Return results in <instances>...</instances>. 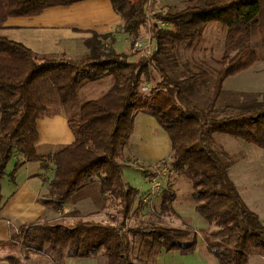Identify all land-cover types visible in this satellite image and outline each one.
Here are the masks:
<instances>
[{
    "label": "trees",
    "instance_id": "1",
    "mask_svg": "<svg viewBox=\"0 0 264 264\" xmlns=\"http://www.w3.org/2000/svg\"><path fill=\"white\" fill-rule=\"evenodd\" d=\"M77 1L81 0H0V30L9 17L34 16L49 7ZM111 1L121 15V31L133 38L132 43L150 25L155 49L149 57L130 60L127 52L113 46V33L93 32L85 42L88 53L74 60L37 54L0 32V211L2 179L8 175L14 180L24 163L38 161L43 169L53 166L49 184L55 200H46V205L60 209L101 173V197L119 199L118 212L127 219L139 189L124 179V169L153 173L152 166L128 153L135 116L146 112L157 118L172 141L171 154L155 166L189 176L195 210L208 224L199 231L209 251L220 264H246L250 255L264 254V224L230 177L228 153L213 137L214 133L227 134L264 149L263 94L245 93L238 106L219 105L225 80L258 62L259 52L250 43L229 55L221 63L210 97L208 89L199 85L206 75V60L182 59L180 54L200 41L205 26L211 23L220 24L227 34L259 33L264 43V0H184L180 6L154 12V18L164 26L150 23L149 6L155 0ZM153 72L161 76L159 82L143 91V84L153 80ZM106 78L111 83L103 94L81 100L80 91L90 82ZM203 91L208 98L200 106ZM61 104L66 106L75 141L53 154H39L37 121L53 114L54 107ZM13 158L16 163L8 174L7 165ZM177 197L173 185L168 184L153 212L160 217L182 218L174 207ZM143 208L140 199L136 210ZM74 213L80 215L77 210ZM150 227L142 235L139 258L144 264L153 261L161 249L192 254L197 247L196 230ZM138 233L80 217L72 226L51 221L31 223L12 240L28 254L50 253L57 264H64L67 257H97L102 250L106 264H136L131 257L130 234ZM10 262L20 263L14 258Z\"/></svg>",
    "mask_w": 264,
    "mask_h": 264
},
{
    "label": "crops",
    "instance_id": "2",
    "mask_svg": "<svg viewBox=\"0 0 264 264\" xmlns=\"http://www.w3.org/2000/svg\"><path fill=\"white\" fill-rule=\"evenodd\" d=\"M165 4L174 5V3ZM122 22L121 15L114 9L111 0H81L68 5L49 7L34 16L9 17L4 22L0 32L6 37L25 44L37 54H51L75 60L81 59L88 53L89 50L85 42L93 32L113 33L115 38L113 46L120 51L118 47L120 38L124 37L125 40L129 38L127 33L121 31ZM125 52L127 51L125 50ZM105 80L110 81L109 78ZM65 107L64 104L57 105L53 114L46 115L37 121L39 132L37 147L44 151L43 155L53 154L61 147L75 141V135ZM221 134L214 133V140L228 153L229 161L231 160L230 163L233 165L232 168L236 171L241 162L245 161L248 153L255 151L250 146L254 144L241 139L245 143H236L237 146H230L229 148L230 138H226ZM239 139L237 142H239ZM171 150V138L157 118L146 112L137 113L128 145L129 154L138 162L153 168L156 162L168 158ZM250 155L251 153L248 158ZM11 163L8 174L14 169L16 163L14 158ZM30 163H36L33 170L28 169ZM52 175V164L47 169H43L41 162L28 161L18 170L14 180L8 175L2 179L0 248L6 246L3 243L11 241L12 237L19 233L22 227L31 223L45 222L51 218L55 220L56 216L62 212L69 213L77 210L79 214H82L86 210L88 214H91L105 207V201L108 200V197L103 196L101 201L88 200L80 204L78 206L80 208L73 209V211H67L64 202L61 208L57 209V215L54 214L53 207L45 204L46 200H55L49 184ZM142 176H144V173ZM235 184L237 186V183ZM145 186L147 185L143 181L141 188H138L139 198H142L150 188L145 190ZM242 187L245 193H241L237 186L243 199L259 215L264 224V180L259 195H257L256 190L251 189L250 184L242 183ZM5 194L7 197H5ZM175 210L181 215L176 207ZM101 212L105 214L104 210ZM203 228H208L206 222ZM198 242V246L192 254H182L178 250L166 251L161 249L152 264H162L161 260H166L165 257L172 258V263L169 260V264H184L188 259H194L193 263L199 264H220L217 257L209 251L205 240H199ZM9 257L11 256L2 253L0 250V264H10L8 262ZM29 260V257H23L20 264H27ZM246 264H264V254L257 252L250 255Z\"/></svg>",
    "mask_w": 264,
    "mask_h": 264
},
{
    "label": "rangeland",
    "instance_id": "3",
    "mask_svg": "<svg viewBox=\"0 0 264 264\" xmlns=\"http://www.w3.org/2000/svg\"><path fill=\"white\" fill-rule=\"evenodd\" d=\"M184 0H155L152 1V4L149 6V16L150 23L157 22V19L154 18V12H158L160 10H166L168 6H180ZM165 3H174L165 4ZM150 27V25H149ZM149 27H145L143 29V34L138 37H146L149 36L148 29ZM136 37V38H138ZM135 38V39H136ZM132 39L130 36L126 38H120L118 47L121 52L127 51L130 55V60H138L141 58L138 51L134 49V42L132 43ZM135 39L133 41H135ZM253 43L255 48L259 52L260 60L256 62L250 68L241 71L238 74L229 76L224 82V91L220 98L219 105L223 104H231L238 106L244 100L243 97L245 93L248 94H256L260 93L264 95V43L262 42L259 33H242L240 35H232L227 34V30L223 29L218 23H211L205 26L203 31V38L200 39L196 44H194L190 49L184 51L180 50V54L184 55L182 59L190 58L195 61L205 59L204 72L205 76L202 80L199 81V85L201 87H205L209 91V97L213 93L214 83L216 80V76L218 71L220 70L221 63L231 54L235 53L237 50L241 49L245 44ZM178 47H184L183 45H178ZM58 59H69L67 57L56 56ZM80 60V59H75ZM161 76L157 72H153V80L150 82H145L143 84L142 90L148 91L150 88L155 87L159 82ZM110 81L102 80L96 82H90L82 91L81 100L85 99H93L95 96L103 94L107 87L109 86ZM200 106H203L204 101L208 98V93L205 91L200 94ZM262 99V95L260 96ZM243 100V101H242ZM81 101V102H82ZM56 107V106H55ZM54 107V108H55ZM226 138H230L229 148L230 146H237L236 143H245L238 138L225 135ZM253 148V151H250L248 155H251L248 158V155L245 161H242L239 165L238 170H234L232 168V164L229 161L230 157L228 155V160H226L227 167L229 169L230 177L237 183L239 190L241 193H245L244 188L242 187V183L250 184L252 190L257 191V195L261 194L262 182L264 180V150L255 146L250 145ZM38 153L42 154L44 151L38 148ZM129 153V151H128ZM12 160L7 165V172L10 171ZM131 164L134 166L135 161H132ZM36 163H30L28 169H34ZM137 167V166H136ZM166 168V167H165ZM152 168V170H155ZM189 169L193 170V167H189ZM144 173V176L142 174ZM150 172H144L141 168L134 167H126L124 169V179L129 182L131 185L141 188V184L144 181L145 190L150 187L146 175ZM171 173V174H170ZM144 177V178H143ZM162 185L156 195L152 198L150 202H144V208L141 211H137L136 207L139 204L140 199L143 200L144 197H137L134 208L130 213L129 217L123 218L122 214L118 212L120 207L119 199L115 198L112 195L107 196L108 200H106L105 207L100 210L95 211L94 213L88 214V211H83L84 213L80 214L81 218L84 219H92L100 222H109L114 226L123 227V229H134L139 233L135 236L130 234L131 238V257L134 263L136 264H144V260L140 259L141 251H142V235L151 229L152 225H164L170 227H178V228H190L191 230H196L198 233V241H202L204 239V234L199 230L205 227V222L207 221L195 210L194 202L192 199V183L187 174H177L171 171L169 168H166V174L162 176ZM21 181V180H20ZM101 184H102V174H98L93 177V179L88 182L85 186H83L69 201L65 202V208L67 211H73V209L80 208L78 207L80 204L85 203L88 200H98L101 201ZM172 184L175 191L177 192V200L175 202V207L181 213L182 218H178L176 216H163L160 217L156 215L153 210L155 206L159 203L160 195L163 189L168 185ZM150 189V188H149ZM148 189V190H149ZM7 193V192H5ZM147 194V193H146ZM144 194L143 196H145ZM5 197L6 194H5ZM193 206V207H192ZM102 210L105 211V214H102ZM54 214L57 215L58 210L53 208ZM79 212V211H78ZM82 212V208H81ZM112 216L115 217L116 220H113ZM57 218L53 220L51 218L49 221L51 222H62L65 226H72L77 222L79 217L75 215L74 212H62L61 214L56 216ZM78 217V218H77ZM123 222V224H122ZM214 228V227H211ZM199 243V242H198ZM0 248L2 253H5L9 257L8 262H10L11 258L22 260L23 257H29L30 260L27 264H57L51 259L50 253H46L45 251L29 253L26 249L17 241H9L8 243H3ZM198 246V244H197ZM220 248V247H219ZM219 248H217L219 250ZM104 251L102 250L97 257L92 258H79V257H67L65 258L64 264H106V256L104 255ZM166 260H161L162 264H169V260L172 263V258L165 257ZM194 259H188L184 264H199L193 263ZM11 264V262H10ZM20 264V263H19ZM148 264H152L150 261ZM154 264V263H153ZM183 264V263H180Z\"/></svg>",
    "mask_w": 264,
    "mask_h": 264
},
{
    "label": "built area",
    "instance_id": "4",
    "mask_svg": "<svg viewBox=\"0 0 264 264\" xmlns=\"http://www.w3.org/2000/svg\"><path fill=\"white\" fill-rule=\"evenodd\" d=\"M156 21H158V24L162 26L166 25L160 20H156ZM134 49L138 51L141 57H149L154 52L155 49L153 39L151 38V36L136 38L134 41ZM164 174H166V168L160 169L156 167V169L153 170V173H149L146 175V179L150 185V189L146 192L147 194L143 196L144 202L147 203L152 201V198L156 195V193L158 192V190L162 185L163 182L162 176Z\"/></svg>",
    "mask_w": 264,
    "mask_h": 264
}]
</instances>
